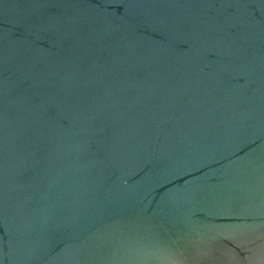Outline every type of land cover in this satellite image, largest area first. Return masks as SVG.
<instances>
[{
	"label": "water",
	"instance_id": "water-1",
	"mask_svg": "<svg viewBox=\"0 0 264 264\" xmlns=\"http://www.w3.org/2000/svg\"><path fill=\"white\" fill-rule=\"evenodd\" d=\"M0 264H264V0H0Z\"/></svg>",
	"mask_w": 264,
	"mask_h": 264
}]
</instances>
